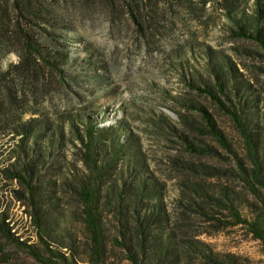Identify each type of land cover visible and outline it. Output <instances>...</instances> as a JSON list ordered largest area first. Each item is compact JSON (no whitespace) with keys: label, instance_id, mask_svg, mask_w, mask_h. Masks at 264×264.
<instances>
[{"label":"rangeland","instance_id":"rangeland-1","mask_svg":"<svg viewBox=\"0 0 264 264\" xmlns=\"http://www.w3.org/2000/svg\"><path fill=\"white\" fill-rule=\"evenodd\" d=\"M6 1L0 0V13L6 7L9 14L0 23V264H43L16 241L41 251L39 233L52 248L73 245L76 257L84 256L75 190L88 174L81 138L89 129L110 239L118 218L132 226L130 199L145 184L140 212L160 199L170 219L185 211L186 233L245 264H264L259 242L242 227L216 229L182 207L183 197L197 199L192 187L213 196L223 188L247 194L234 159L247 160V147L229 111L263 144L264 0H38V17L17 16ZM258 22L262 40L255 38ZM239 27L250 35L238 34ZM206 116L232 153L209 132ZM37 212L42 229L34 224ZM110 239L104 264H131Z\"/></svg>","mask_w":264,"mask_h":264},{"label":"trees","instance_id":"trees-1","mask_svg":"<svg viewBox=\"0 0 264 264\" xmlns=\"http://www.w3.org/2000/svg\"><path fill=\"white\" fill-rule=\"evenodd\" d=\"M9 1L7 0L6 3ZM11 6L17 16L22 13L34 17L39 16L40 9L38 7L40 3L38 0H12ZM8 16L5 7L0 13V23H3L2 21L6 20L5 18ZM254 27L255 38L262 40L259 22ZM237 33L243 36L250 35L246 29L241 27ZM26 68L27 70L32 69L29 64ZM217 80V85L221 90L220 79ZM210 96L219 105L221 104L214 94ZM229 114L241 132L247 147V160L236 154L234 156L237 167L235 176L247 194L241 198L234 191L230 190L229 192L223 188L222 191H219L218 196H213L201 186L192 187V191L198 193L197 199L187 195L183 197L184 201H182L185 204L182 205L181 203V205L184 209H189L196 217L208 218L216 229L229 226L242 227L252 239L259 242L264 254V142L260 144L245 129L240 115L233 110L229 111ZM205 119L209 126V132L215 136L223 148L232 153L233 151L229 148L226 140L208 116ZM81 142L84 148L83 161L88 174L77 182L78 188L75 191L80 199L79 211L85 245L84 256L76 257L77 253L73 252V245H61V248L69 249L71 252L69 256H66V250L52 248L40 233L38 238L42 242L41 251L35 245L16 240L19 246L25 245L24 249L29 255L43 264H104L105 261L110 236L107 234L106 222L99 210L100 175L93 157L94 136L92 129H89L87 135L81 138ZM24 171L30 179L33 173L31 167H24ZM10 175L13 178L19 177L16 170L12 171ZM27 188L31 194L32 187L27 184ZM145 188V184H141L139 194ZM139 194L136 193L130 199L134 213L132 226L127 223L125 218H118L120 226L116 231L117 233L114 236L111 235L110 239L111 245L118 247L124 253L125 259L131 264H182V257L186 258V264H245V259L241 256L216 251L208 243L196 238L195 234L191 235L183 231L185 225L180 220L187 215L185 211L182 212V217L170 219L164 213L159 198H157L159 202L154 204L155 206L140 212L136 206L142 200ZM121 205L120 203L117 204L119 214L125 210L121 208ZM241 209H245L247 213L243 214ZM37 213L34 216V224L38 229H42L44 218L41 212Z\"/></svg>","mask_w":264,"mask_h":264}]
</instances>
